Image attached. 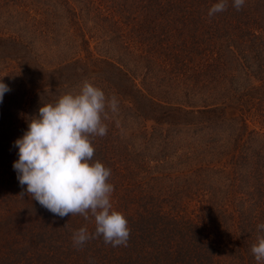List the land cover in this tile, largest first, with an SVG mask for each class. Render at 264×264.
Returning a JSON list of instances; mask_svg holds the SVG:
<instances>
[{"label":"trees","instance_id":"trees-1","mask_svg":"<svg viewBox=\"0 0 264 264\" xmlns=\"http://www.w3.org/2000/svg\"><path fill=\"white\" fill-rule=\"evenodd\" d=\"M217 2L0 0V264H258L264 0L209 17ZM85 81L119 100L92 162L111 169L127 247H74L94 218L54 216L13 168L40 107Z\"/></svg>","mask_w":264,"mask_h":264},{"label":"clouds","instance_id":"clouds-1","mask_svg":"<svg viewBox=\"0 0 264 264\" xmlns=\"http://www.w3.org/2000/svg\"><path fill=\"white\" fill-rule=\"evenodd\" d=\"M246 0H232L241 10ZM229 0H219L208 16L224 12ZM0 80V103L10 92ZM119 111L116 96L108 97L94 84L85 81L78 94H65L54 104H44L33 118L22 138L15 141L19 159L13 168L27 195L54 216L64 218L81 215L94 218L95 231L82 227L73 233V246L82 248L87 242L103 238L112 247H127L131 229L125 215L113 209L114 185L109 182L111 169L99 161L92 162L95 147L92 137H104V123L109 112ZM24 195V192L21 193ZM264 230V223L257 231ZM256 261H264V236L257 237L251 247Z\"/></svg>","mask_w":264,"mask_h":264}]
</instances>
